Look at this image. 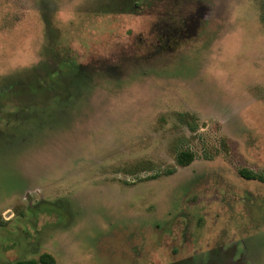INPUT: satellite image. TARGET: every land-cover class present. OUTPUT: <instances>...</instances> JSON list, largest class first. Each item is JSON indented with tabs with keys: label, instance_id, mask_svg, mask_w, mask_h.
Wrapping results in <instances>:
<instances>
[{
	"label": "rangeland",
	"instance_id": "374dc122",
	"mask_svg": "<svg viewBox=\"0 0 264 264\" xmlns=\"http://www.w3.org/2000/svg\"><path fill=\"white\" fill-rule=\"evenodd\" d=\"M130 1L0 0V264H264L258 0Z\"/></svg>",
	"mask_w": 264,
	"mask_h": 264
},
{
	"label": "trees",
	"instance_id": "16d2710c",
	"mask_svg": "<svg viewBox=\"0 0 264 264\" xmlns=\"http://www.w3.org/2000/svg\"><path fill=\"white\" fill-rule=\"evenodd\" d=\"M137 2H140V0L130 1L129 4H127L126 6L127 8L125 10L123 9L120 12L121 13H131V14L135 13L136 7L139 6ZM258 3H259V19L262 22V24H264V0H258ZM63 64L65 65L63 73H60L59 71H54L53 73L54 76L56 75L60 78L61 74H72L78 69L85 68L82 64L76 63V61L71 57L67 58V60H64ZM44 83H47V82L44 81ZM183 115L184 114L182 113L178 114V116H180V121H184ZM187 124L190 130L194 129V125L189 124L188 121H185L184 125L186 126ZM174 158H175V162L177 163V165L184 167L191 163L194 156L192 155L191 152L181 150L175 154ZM171 173L172 172L167 171V174H171ZM238 175L245 180L260 181V182L264 181L261 176L253 173L252 171L245 170V169L238 170ZM157 177L158 176L155 175V176H152L151 178H157ZM48 258L49 257H47L46 255H42L37 260L29 259V260H24V261H17L16 264H53L54 263L53 259L49 258V260H47Z\"/></svg>",
	"mask_w": 264,
	"mask_h": 264
}]
</instances>
